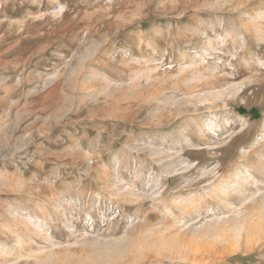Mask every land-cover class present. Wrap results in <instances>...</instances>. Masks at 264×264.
Wrapping results in <instances>:
<instances>
[{
    "label": "rangeland",
    "instance_id": "1",
    "mask_svg": "<svg viewBox=\"0 0 264 264\" xmlns=\"http://www.w3.org/2000/svg\"><path fill=\"white\" fill-rule=\"evenodd\" d=\"M0 264H264V0H0Z\"/></svg>",
    "mask_w": 264,
    "mask_h": 264
}]
</instances>
